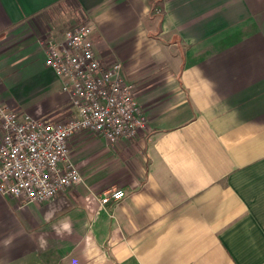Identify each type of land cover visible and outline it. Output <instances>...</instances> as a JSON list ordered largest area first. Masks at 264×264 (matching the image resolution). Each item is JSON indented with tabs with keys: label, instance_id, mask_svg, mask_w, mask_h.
Returning a JSON list of instances; mask_svg holds the SVG:
<instances>
[{
	"label": "crops",
	"instance_id": "1",
	"mask_svg": "<svg viewBox=\"0 0 264 264\" xmlns=\"http://www.w3.org/2000/svg\"><path fill=\"white\" fill-rule=\"evenodd\" d=\"M84 23L147 125L74 134L45 202L0 192V264H264V0H0V107L74 117L43 41Z\"/></svg>",
	"mask_w": 264,
	"mask_h": 264
},
{
	"label": "built area",
	"instance_id": "2",
	"mask_svg": "<svg viewBox=\"0 0 264 264\" xmlns=\"http://www.w3.org/2000/svg\"><path fill=\"white\" fill-rule=\"evenodd\" d=\"M93 25L68 29L60 41H43L45 63L62 80L77 114L50 121L0 107V192L26 202H45L83 176L70 160V138L81 131L96 133L109 143L134 138L147 116L125 79L119 61L105 64L95 50ZM126 197L113 189L100 197L104 206Z\"/></svg>",
	"mask_w": 264,
	"mask_h": 264
},
{
	"label": "clouds",
	"instance_id": "3",
	"mask_svg": "<svg viewBox=\"0 0 264 264\" xmlns=\"http://www.w3.org/2000/svg\"><path fill=\"white\" fill-rule=\"evenodd\" d=\"M63 227H64V229L69 230L71 226H70L69 223H65V224L63 225Z\"/></svg>",
	"mask_w": 264,
	"mask_h": 264
}]
</instances>
